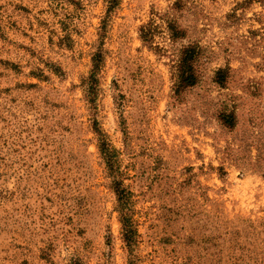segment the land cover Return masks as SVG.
<instances>
[{
  "label": "rangeland",
  "instance_id": "rangeland-1",
  "mask_svg": "<svg viewBox=\"0 0 264 264\" xmlns=\"http://www.w3.org/2000/svg\"><path fill=\"white\" fill-rule=\"evenodd\" d=\"M0 264H264V0H0Z\"/></svg>",
  "mask_w": 264,
  "mask_h": 264
},
{
  "label": "trees",
  "instance_id": "trees-1",
  "mask_svg": "<svg viewBox=\"0 0 264 264\" xmlns=\"http://www.w3.org/2000/svg\"><path fill=\"white\" fill-rule=\"evenodd\" d=\"M171 31L175 38L182 36L183 32L178 28L177 24H171ZM198 56V51L195 47L189 46L183 50L181 61H180V75H179V86L180 87H188L193 86L197 83V75L195 72L194 62ZM98 68V64H95L94 70ZM221 73L219 72V75ZM223 79V78H222ZM222 83L221 80H219ZM234 115L226 114L224 115V120L228 124H232V119ZM101 151L105 158L107 159V163H109L110 167H112V163L110 160L109 148L106 142L103 140L101 142ZM114 189L117 195L118 200V208L121 214V222H122V233L124 241L126 242L129 248H133L136 241L137 234V226L135 220L133 219V193L129 190L125 185L122 179H120L116 172H114Z\"/></svg>",
  "mask_w": 264,
  "mask_h": 264
}]
</instances>
